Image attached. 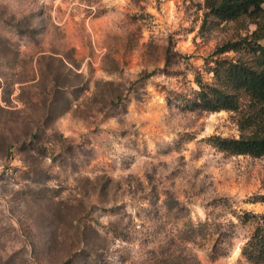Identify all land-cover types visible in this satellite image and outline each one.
Here are the masks:
<instances>
[{
    "label": "rangeland",
    "instance_id": "1",
    "mask_svg": "<svg viewBox=\"0 0 264 264\" xmlns=\"http://www.w3.org/2000/svg\"><path fill=\"white\" fill-rule=\"evenodd\" d=\"M206 11L0 0V264H253L241 217L264 215V156L211 143L240 135L237 112L188 104L257 26ZM205 222L231 231L219 253Z\"/></svg>",
    "mask_w": 264,
    "mask_h": 264
},
{
    "label": "trees",
    "instance_id": "2",
    "mask_svg": "<svg viewBox=\"0 0 264 264\" xmlns=\"http://www.w3.org/2000/svg\"><path fill=\"white\" fill-rule=\"evenodd\" d=\"M206 15L219 21L245 19L257 27L251 38L227 41L215 53L210 68L214 80H196L200 87L194 101L188 104L206 111L228 110L238 113V137L212 135L211 143L219 150L232 155L264 156V0H204ZM237 55L229 57L227 53ZM264 202V195L255 197ZM243 221L253 220L254 231L242 247V254L253 264H264V215L246 213ZM207 228V230H206ZM209 228V229H208ZM196 236L210 237L213 251L220 248L231 236V231H217L212 222L201 223L194 229Z\"/></svg>",
    "mask_w": 264,
    "mask_h": 264
}]
</instances>
